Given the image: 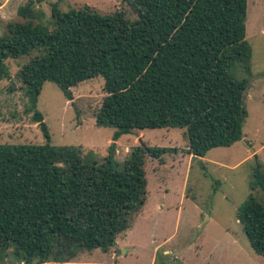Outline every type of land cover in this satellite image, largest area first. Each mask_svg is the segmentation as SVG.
<instances>
[{
  "label": "trees",
  "instance_id": "16d2710c",
  "mask_svg": "<svg viewBox=\"0 0 264 264\" xmlns=\"http://www.w3.org/2000/svg\"><path fill=\"white\" fill-rule=\"evenodd\" d=\"M137 15L102 16L90 7L52 8L54 28L44 29L34 2L18 9L27 22L7 25L0 38V82L6 61L33 56L19 73L29 110L46 143L0 144V256L9 248L22 264L59 262L58 247L79 251L116 246L146 199L145 153L159 158L176 149L138 146L120 169L117 142L135 131L185 129L187 153L204 158L244 139L247 80L233 78L234 61L249 67L247 0H123ZM249 69V68H248ZM101 77L99 127L113 128L101 159L81 147L52 145L37 110L47 82L68 101L83 82ZM251 190L264 194V165ZM252 249L264 255V205L253 195L238 210ZM34 262V263H33Z\"/></svg>",
  "mask_w": 264,
  "mask_h": 264
},
{
  "label": "rangeland",
  "instance_id": "374dc122",
  "mask_svg": "<svg viewBox=\"0 0 264 264\" xmlns=\"http://www.w3.org/2000/svg\"><path fill=\"white\" fill-rule=\"evenodd\" d=\"M33 1L39 13L37 23L54 28L52 7L62 12L90 7L102 16L124 12L136 20L123 0H0V38L10 23L27 22L18 9ZM247 39L253 46L249 67L234 61L233 78L247 80L244 107V139L231 147L210 150L204 158L187 153L185 129L135 131L117 144L116 161L123 167L134 149L147 147L176 149L159 158L145 153L146 199L135 212L129 229L118 235L116 246L79 251L58 247L59 262L52 264H264V255L252 249L238 220V210L255 196L264 205V194L252 191L251 182L259 165H264V0H247ZM8 59L9 79L0 82V144L43 145L46 140L29 110V98L19 77L33 56ZM249 68V69H248ZM101 77L83 82L72 90L73 101L53 83L44 84L37 110L43 115L57 147H81L99 158L107 155L115 129L99 127L95 113L106 94ZM254 151V153H252ZM170 252V253H168ZM22 257L9 248L1 253L0 264H22ZM34 263V262H33Z\"/></svg>",
  "mask_w": 264,
  "mask_h": 264
},
{
  "label": "crops",
  "instance_id": "0c3cea01",
  "mask_svg": "<svg viewBox=\"0 0 264 264\" xmlns=\"http://www.w3.org/2000/svg\"><path fill=\"white\" fill-rule=\"evenodd\" d=\"M4 9V5H0V17H3V15L1 14L2 10ZM5 18V17H3ZM170 253V252H168ZM48 264H52V263H48ZM67 264H71V263H67Z\"/></svg>",
  "mask_w": 264,
  "mask_h": 264
},
{
  "label": "water",
  "instance_id": "95a60500",
  "mask_svg": "<svg viewBox=\"0 0 264 264\" xmlns=\"http://www.w3.org/2000/svg\"><path fill=\"white\" fill-rule=\"evenodd\" d=\"M140 143L142 144L141 146L145 147V145L142 143V141H140ZM252 153H254V151H252Z\"/></svg>",
  "mask_w": 264,
  "mask_h": 264
}]
</instances>
